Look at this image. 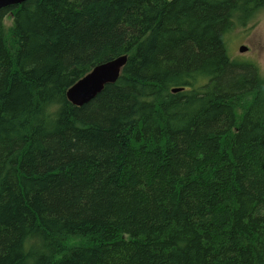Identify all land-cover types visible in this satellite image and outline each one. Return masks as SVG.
Segmentation results:
<instances>
[{
    "label": "trees",
    "instance_id": "16d2710c",
    "mask_svg": "<svg viewBox=\"0 0 264 264\" xmlns=\"http://www.w3.org/2000/svg\"><path fill=\"white\" fill-rule=\"evenodd\" d=\"M263 9H1L0 264H264V79L227 42ZM121 55L115 82L83 106L68 99Z\"/></svg>",
    "mask_w": 264,
    "mask_h": 264
},
{
    "label": "water",
    "instance_id": "95a60500",
    "mask_svg": "<svg viewBox=\"0 0 264 264\" xmlns=\"http://www.w3.org/2000/svg\"><path fill=\"white\" fill-rule=\"evenodd\" d=\"M26 0H0V9L22 4ZM241 51L245 47L241 46ZM127 55H121L113 60L100 63L92 68L86 75L76 81L67 91L68 99L76 106H83L93 100L103 91L107 84L115 82L120 76ZM181 87L173 89L174 92Z\"/></svg>",
    "mask_w": 264,
    "mask_h": 264
},
{
    "label": "rangeland",
    "instance_id": "374dc122",
    "mask_svg": "<svg viewBox=\"0 0 264 264\" xmlns=\"http://www.w3.org/2000/svg\"><path fill=\"white\" fill-rule=\"evenodd\" d=\"M12 22L11 15H7L5 24L8 29ZM227 42L231 57L254 63L264 79V9L254 21L235 27L227 37ZM241 46L245 47V51L240 50Z\"/></svg>",
    "mask_w": 264,
    "mask_h": 264
},
{
    "label": "flooded vegetation",
    "instance_id": "af4514ba",
    "mask_svg": "<svg viewBox=\"0 0 264 264\" xmlns=\"http://www.w3.org/2000/svg\"><path fill=\"white\" fill-rule=\"evenodd\" d=\"M20 5V4H19ZM3 9V8H2ZM1 10V9H0ZM78 81V80H77Z\"/></svg>",
    "mask_w": 264,
    "mask_h": 264
}]
</instances>
